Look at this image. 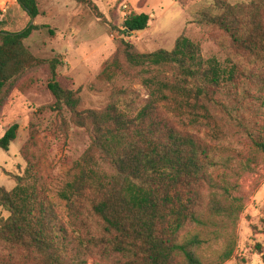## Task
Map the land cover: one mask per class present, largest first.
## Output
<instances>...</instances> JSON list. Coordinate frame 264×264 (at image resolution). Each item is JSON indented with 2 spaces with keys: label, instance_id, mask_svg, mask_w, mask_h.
<instances>
[{
  "label": "trees",
  "instance_id": "obj_1",
  "mask_svg": "<svg viewBox=\"0 0 264 264\" xmlns=\"http://www.w3.org/2000/svg\"><path fill=\"white\" fill-rule=\"evenodd\" d=\"M12 4L28 22L23 29L18 23L16 30L8 8L0 11V110L27 72L46 67V87L54 102L41 111L67 113L89 133L90 145L56 191L64 218L40 190L35 158L25 152L31 138L22 147L28 181L15 177L12 190L0 187V207L8 213L0 217V244L10 258L30 264H88V255L98 249L122 259L119 264H207L198 252L209 242L201 233L210 228L215 239H226L219 264L229 260L233 241L226 229L242 212L241 199L232 195L234 187L225 176L233 172L234 157L172 126L160 109H171L174 116L188 113L192 124L215 109L264 154V115L259 116L264 114L263 74L242 68L233 58L204 60L199 46L184 36L171 51L147 54L124 42L121 55L129 69H171L175 75L144 78L149 96L140 107L127 89H118L101 110L81 111L79 94L58 81L61 58H39L26 46L34 32L46 28L30 25L40 14L37 0ZM148 22L146 14H132L123 22L124 32H142ZM196 23L222 34L235 56L264 67V0L235 5L216 0L197 12ZM123 73L115 57L102 69L108 81ZM17 134L16 124L8 127L0 150L8 151ZM217 134L212 130L210 136L218 140ZM217 172H222L219 180ZM189 225L201 230L181 237Z\"/></svg>",
  "mask_w": 264,
  "mask_h": 264
},
{
  "label": "rangeland",
  "instance_id": "obj_2",
  "mask_svg": "<svg viewBox=\"0 0 264 264\" xmlns=\"http://www.w3.org/2000/svg\"><path fill=\"white\" fill-rule=\"evenodd\" d=\"M12 1L7 9L8 16L14 21L16 30L18 23L23 29L28 18L16 9ZM214 1L87 0L78 4L71 0H37L40 14L32 25L46 28L34 32L26 41V46L39 58H61L64 65L58 70V81L63 87L79 94L81 111L101 110L112 101L111 94L118 89H127L140 107L149 96L142 83L144 78L156 74L159 77L175 75L171 69H162L159 73L152 69H129L121 55L124 42L133 46L135 52L147 54L158 50L171 51L177 39L184 36L199 46L204 60L215 58L224 63L233 58L242 68L253 69L264 76V67L251 66L246 58L235 56L229 41L222 34L212 28L198 26L197 12ZM224 1L235 5L252 0ZM132 14H146L149 17L148 28L142 32L125 33L123 22ZM113 57L121 64L124 73L108 81L102 76V69ZM47 79L46 67L27 72L0 110V137L11 125L18 126L17 138L8 151L0 150V187L12 190L15 177L28 181L27 163L21 149L31 138L25 152L35 158L34 172L37 173L40 190L49 197L58 215L64 218V203L57 199L56 191L88 149L90 135L76 127L67 113L59 115L41 111L54 102L46 87ZM161 106L164 105L161 103ZM170 110L162 108L160 113L172 126L207 141L211 146H220L227 151L224 153L234 157L233 172L225 173V176L234 187L232 195L241 199L242 212L235 224L228 225L226 229L233 241V253L229 260L221 264H264V154L253 149L240 130L227 124L215 109L197 124H192L190 114L174 116ZM262 120L264 122V116ZM212 130L217 131L218 140L210 136ZM221 173H215L214 177L219 180ZM7 215L0 207V217ZM200 230L189 225L180 236L197 234ZM206 230L211 232L204 230L201 236L209 242L198 254L207 264H219L226 239H215L212 229ZM26 260L10 258L9 251L0 244V261L30 264ZM121 261L116 256L99 253L98 249L87 257L88 264H119Z\"/></svg>",
  "mask_w": 264,
  "mask_h": 264
},
{
  "label": "built area",
  "instance_id": "obj_3",
  "mask_svg": "<svg viewBox=\"0 0 264 264\" xmlns=\"http://www.w3.org/2000/svg\"><path fill=\"white\" fill-rule=\"evenodd\" d=\"M12 0H0V11H5Z\"/></svg>",
  "mask_w": 264,
  "mask_h": 264
},
{
  "label": "water",
  "instance_id": "obj_4",
  "mask_svg": "<svg viewBox=\"0 0 264 264\" xmlns=\"http://www.w3.org/2000/svg\"><path fill=\"white\" fill-rule=\"evenodd\" d=\"M32 23H33V19L31 20V23H30V25H32Z\"/></svg>",
  "mask_w": 264,
  "mask_h": 264
}]
</instances>
